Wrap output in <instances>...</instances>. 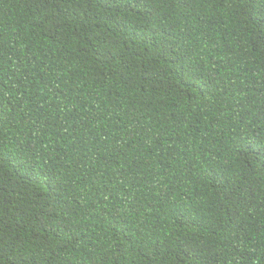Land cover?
Instances as JSON below:
<instances>
[{
    "label": "trees",
    "instance_id": "16d2710c",
    "mask_svg": "<svg viewBox=\"0 0 264 264\" xmlns=\"http://www.w3.org/2000/svg\"><path fill=\"white\" fill-rule=\"evenodd\" d=\"M0 264H264V0H0Z\"/></svg>",
    "mask_w": 264,
    "mask_h": 264
}]
</instances>
